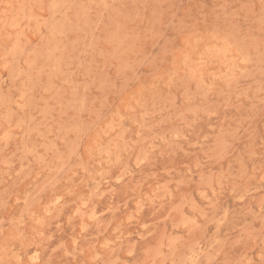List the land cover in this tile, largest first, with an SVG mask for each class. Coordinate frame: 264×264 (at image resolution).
Segmentation results:
<instances>
[{
	"label": "rangeland",
	"instance_id": "rangeland-1",
	"mask_svg": "<svg viewBox=\"0 0 264 264\" xmlns=\"http://www.w3.org/2000/svg\"><path fill=\"white\" fill-rule=\"evenodd\" d=\"M0 264H264V0H0Z\"/></svg>",
	"mask_w": 264,
	"mask_h": 264
}]
</instances>
